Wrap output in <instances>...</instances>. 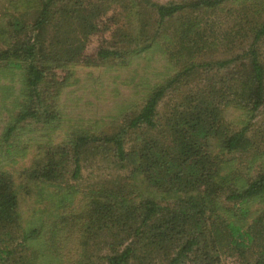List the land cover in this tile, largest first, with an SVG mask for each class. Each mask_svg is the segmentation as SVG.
<instances>
[{
  "label": "trees",
  "instance_id": "1",
  "mask_svg": "<svg viewBox=\"0 0 264 264\" xmlns=\"http://www.w3.org/2000/svg\"><path fill=\"white\" fill-rule=\"evenodd\" d=\"M0 40V65L23 79L0 151L16 160L23 127L37 151L0 164V264H264V0H1ZM151 50L172 71L137 105L64 128L76 65L120 71ZM244 153L261 157L255 173L238 168ZM97 159L106 173L71 180ZM31 192L74 210L43 234L21 215Z\"/></svg>",
  "mask_w": 264,
  "mask_h": 264
},
{
  "label": "rangeland",
  "instance_id": "2",
  "mask_svg": "<svg viewBox=\"0 0 264 264\" xmlns=\"http://www.w3.org/2000/svg\"><path fill=\"white\" fill-rule=\"evenodd\" d=\"M100 26H106V23L103 22ZM108 33L109 32L106 31L103 34H95L92 37L91 42L87 45L85 50L89 57L95 55L98 44L105 36L109 35ZM2 40H0V45L4 46L5 43L1 42ZM151 51L152 52L145 53V56L138 60L136 59L130 66L120 71H109L104 73L99 70H92L94 69L92 67L76 65V70L73 73L75 81L63 87L58 95V99L56 97L61 110L64 112L63 116L65 115V120L63 122L64 128L73 120L77 122L78 120H82L83 122L92 123L96 126L103 123H111L118 119L117 116L119 112L123 110L120 106L126 107L128 103L131 102L137 105L139 101L144 98L150 87L172 71L160 50ZM6 65L7 66L0 65V134L7 121L16 111V104L20 99V93L23 89L20 66L15 68L10 63ZM57 71L58 77L63 78L66 76V71L62 72L60 68H58ZM223 117L225 120L227 119L233 127L240 124L242 120L240 111L233 107L227 108L225 112H223ZM27 129L28 128L24 127L21 128L19 136L20 142H22L20 148L24 147V151H21L20 155V151H18V153L15 154L16 160L13 161L5 152L0 151V164H9V159L13 168L14 166L21 168V166H26L30 163L33 154L35 156L37 151L33 140H29L28 138L29 135L33 136L35 132L28 133ZM53 132H51L53 133L52 138L56 140L61 138L63 130L60 127ZM239 155L240 156L235 160L240 166L238 168H242V166H247L249 164L251 173H255L259 170L261 166V157L259 155L256 159L247 156L245 153ZM100 164H102V162L97 159L92 163L84 165L82 168L81 180H71L75 181L77 185L78 182L82 185L86 180L92 178L98 172L106 173L110 169H99L98 167ZM15 174H17L16 171ZM45 193L47 194L46 191ZM59 196L57 198L54 197V199L62 200ZM19 204L22 218L27 224H37V221L40 223L44 220L41 226L43 234L49 230L53 223V218L59 219L60 216L67 217V214L74 210L73 204L68 205L65 200H62L61 203L54 204L52 197L46 196L41 199L37 196L36 192H31L29 195L21 197ZM53 228L55 229V227ZM74 242L75 239L68 240L64 238L60 249L68 252L73 249L72 245ZM61 254L64 256L65 253L61 251ZM222 264L232 263L227 261Z\"/></svg>",
  "mask_w": 264,
  "mask_h": 264
}]
</instances>
